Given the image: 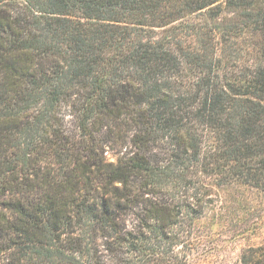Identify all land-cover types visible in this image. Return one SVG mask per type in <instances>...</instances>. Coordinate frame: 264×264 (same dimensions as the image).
I'll return each mask as SVG.
<instances>
[{"label":"trees","instance_id":"1","mask_svg":"<svg viewBox=\"0 0 264 264\" xmlns=\"http://www.w3.org/2000/svg\"><path fill=\"white\" fill-rule=\"evenodd\" d=\"M239 186L264 196V0H0V264H189Z\"/></svg>","mask_w":264,"mask_h":264},{"label":"rangeland","instance_id":"2","mask_svg":"<svg viewBox=\"0 0 264 264\" xmlns=\"http://www.w3.org/2000/svg\"><path fill=\"white\" fill-rule=\"evenodd\" d=\"M210 200L189 246V264H241L244 249L264 243V196L239 186Z\"/></svg>","mask_w":264,"mask_h":264}]
</instances>
